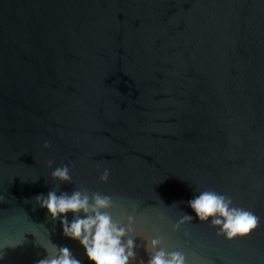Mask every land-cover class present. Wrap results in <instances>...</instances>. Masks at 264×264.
Returning a JSON list of instances; mask_svg holds the SVG:
<instances>
[{
  "label": "water",
  "instance_id": "1",
  "mask_svg": "<svg viewBox=\"0 0 264 264\" xmlns=\"http://www.w3.org/2000/svg\"><path fill=\"white\" fill-rule=\"evenodd\" d=\"M53 188L112 197L145 264L152 239L187 264H264V0H0V264L52 243L87 259L33 200ZM204 190L258 229L218 237L188 205Z\"/></svg>",
  "mask_w": 264,
  "mask_h": 264
},
{
  "label": "clouds",
  "instance_id": "2",
  "mask_svg": "<svg viewBox=\"0 0 264 264\" xmlns=\"http://www.w3.org/2000/svg\"><path fill=\"white\" fill-rule=\"evenodd\" d=\"M48 147L49 143L45 142L44 148ZM52 165L53 162L49 161L48 167L51 168ZM109 175V170L105 169L100 175L101 183H107ZM51 179L59 185L71 184L69 167H56ZM33 200L47 211L53 222L59 220L65 238L81 245L89 264H145L143 259L137 258L135 239H126L133 232V217H124L127 227L114 221L111 214L114 207L112 197L99 192H92L90 195L86 188L74 190L71 194L53 188L47 195L39 194ZM0 202L3 203L2 198ZM188 205L201 224H209L211 228L218 230V237H223L228 242L248 238L260 225V218L253 211L234 206L230 197L214 190L201 191ZM69 215L72 216L71 221L68 219ZM192 221L193 216L184 213L174 231ZM162 245L161 239L145 243L147 264H187L182 252L166 251ZM40 247L43 248L42 245ZM43 249L46 255L36 264H82L66 246L52 243V251Z\"/></svg>",
  "mask_w": 264,
  "mask_h": 264
},
{
  "label": "trees",
  "instance_id": "3",
  "mask_svg": "<svg viewBox=\"0 0 264 264\" xmlns=\"http://www.w3.org/2000/svg\"><path fill=\"white\" fill-rule=\"evenodd\" d=\"M83 264H89L88 259H86V260L83 262Z\"/></svg>",
  "mask_w": 264,
  "mask_h": 264
}]
</instances>
